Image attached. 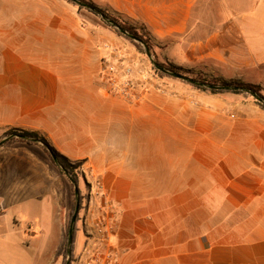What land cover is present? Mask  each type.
<instances>
[{
  "label": "crops",
  "instance_id": "crops-1",
  "mask_svg": "<svg viewBox=\"0 0 264 264\" xmlns=\"http://www.w3.org/2000/svg\"><path fill=\"white\" fill-rule=\"evenodd\" d=\"M90 1L163 61L264 89V0ZM106 36L65 0H0V133L93 167L118 264H264V110L164 79L126 101L101 74Z\"/></svg>",
  "mask_w": 264,
  "mask_h": 264
},
{
  "label": "rangeland",
  "instance_id": "rangeland-1",
  "mask_svg": "<svg viewBox=\"0 0 264 264\" xmlns=\"http://www.w3.org/2000/svg\"><path fill=\"white\" fill-rule=\"evenodd\" d=\"M70 5L74 8L79 19L87 26L98 28L107 36L111 35L115 39L116 46L109 43V38L105 42L107 45H103L108 54L112 49H116L117 55L120 57L140 56V59L147 64L148 69L158 76L155 72L156 69L151 65L137 41L110 27L87 8ZM113 17L126 27L136 31L134 33L124 28L137 39L144 43L146 40L153 45L146 32L121 18ZM151 51L159 64H171L160 59L154 49ZM181 69L182 72L190 75H204L196 69ZM161 79L166 80L167 83L184 84L181 80L173 77ZM261 94L264 95V89H261ZM3 133H0V140L5 137L2 136ZM1 146L4 148L0 150V160L3 162V165L0 166V264H60V259L57 262L54 260L55 253L61 245L68 221L71 222L76 203H78V212L75 221V226H77L75 254L79 253L88 240L99 237L96 220L102 206L98 202L101 186L96 178L100 175L93 167L85 164L84 160L67 158L52 146L72 165L76 178L60 163L70 178L52 161L49 148L37 143L28 144L19 138H11ZM11 193L21 195V198L18 199L20 203L19 201L9 202ZM73 203L74 209L70 216ZM3 256L4 258L11 256V260L15 259V263L6 261Z\"/></svg>",
  "mask_w": 264,
  "mask_h": 264
},
{
  "label": "built area",
  "instance_id": "built-area-1",
  "mask_svg": "<svg viewBox=\"0 0 264 264\" xmlns=\"http://www.w3.org/2000/svg\"><path fill=\"white\" fill-rule=\"evenodd\" d=\"M101 64V74L111 92L126 101L137 102L151 89L161 91L164 88L163 79L148 68H142L141 65L138 68L131 57L118 56L116 49H112ZM113 212L112 205L101 206V215L96 220L99 237L88 240L79 253L75 254L71 264H118L109 241L113 230L109 220L112 219Z\"/></svg>",
  "mask_w": 264,
  "mask_h": 264
},
{
  "label": "trees",
  "instance_id": "trees-1",
  "mask_svg": "<svg viewBox=\"0 0 264 264\" xmlns=\"http://www.w3.org/2000/svg\"><path fill=\"white\" fill-rule=\"evenodd\" d=\"M65 1H67L69 4H72V5L76 6V4H74L71 0H65ZM81 1L86 3L91 9L96 10V11L100 12L101 14L105 15L107 18H110L111 20L117 22L121 27L127 28L129 31L136 33V31H134L132 28H128L124 24L118 22L112 15H110L106 11L96 7L90 0H81ZM89 11L95 15L94 11H91V10H89ZM116 33L119 34L118 32H116ZM119 35H121V34H119ZM145 42H146L147 46L149 47V49L152 50L153 46L151 44H149L148 41L145 40ZM136 47L141 51V49L138 47V45H136ZM161 65L164 66L165 68L169 69V70L176 71L178 73H182V74H184V75H186L188 77H191V78H193L195 80H198V81L210 83V84H213V85H224V86H230V87L246 88V89H249V90H252V91L256 92L257 94H259L264 99V95L261 94V88L258 85L249 84V83H243V82H240V81H237V80H225V79H222V78L206 77V76L201 75V74H199V75H190V74L182 72L181 68L176 67V66H174L172 64L161 63ZM155 72L161 78H172L171 76H169V75H167V74H165L163 72H160L158 70H155ZM181 82L186 84V85H188V86H190V87H193L195 89H198V90H201V91H205V92H209V93H212V94L233 93V94H239V95L248 96L242 90L207 89V88H204V87H201V86H196V85L189 84V83H187L185 81H181ZM256 103H257V105H259L261 107V109L264 110V105L263 104H261V103H259L257 101H256ZM10 134H20V135H23V136H29V137H33V138H36V139L40 140L58 158L59 162L66 168V170L74 175L72 165L69 164L68 160L64 156H62L60 153H58L48 143V141L44 137L39 136L35 132H29V131H25V130H21V129L8 130V131L4 132L2 134V136H7V135H10ZM20 140L23 141V142H26L28 144H36V143H33L31 141H27V140H24V139H20ZM46 153H48V152H46ZM74 177H75V175H74ZM73 209H74V203L71 205L70 216H72ZM69 224H70V220L68 221L66 230L64 232L61 245L57 249V251L55 253V257H54L55 262L59 261V259H60V264H65L67 233H68V229H69ZM76 236H77V226L74 227V232H73V239H72V244H71V262L74 261V257H75ZM71 262H70V264H71Z\"/></svg>",
  "mask_w": 264,
  "mask_h": 264
},
{
  "label": "water",
  "instance_id": "water-1",
  "mask_svg": "<svg viewBox=\"0 0 264 264\" xmlns=\"http://www.w3.org/2000/svg\"><path fill=\"white\" fill-rule=\"evenodd\" d=\"M71 1L73 3H75L76 5H78V6H82L84 8H87L88 10L94 11L95 14L97 16H99L110 27L114 28L118 32L122 33L123 35H126L129 38H132L133 40L137 41L141 45V48H142L144 54L146 55V57L149 59L151 65L156 70H158L160 72H163V73H165V74H167V75H169V76H171V77H173L175 79H179V80L185 81V82H187L189 84L196 85V86H201V87H204V88H207V89L242 90L246 94L251 96L255 101H257V102H259V103L264 105V99L259 94H257L256 92H254L252 90H249V89H246V88L224 86V85H213V84H210V83H206V82L195 80V79H193L191 77H188V76H186V75H184L182 73H178L176 71H172V70H169V69L163 67L161 64H159L155 60L152 51L149 49V47L147 46L146 43H144V42L140 41L139 39H137L134 35H132L127 30H125L124 28L119 26L115 21L111 20L110 18H107L105 15L101 14L98 11L91 9L86 3L82 2L81 0H71ZM11 138H19V139H24V140H27V141L35 142V143L40 144V145L44 146L45 148H47V146H45L40 140H38L36 138H33V137H29V136H23V135H20V134H10V135L5 136L4 138H2L0 140V146L3 143H5L7 140L11 139ZM50 155H51V158L53 159L54 163L60 168V170L70 177V175L66 172L64 167L58 161L57 157L52 152H50ZM72 182L74 183L73 180H72ZM75 193L77 195V189L76 188H75ZM77 212H78V203H76L75 211H74L73 217L71 219L69 230H68L65 264H70V262H71V244H72V239H73V232H74V226H75Z\"/></svg>",
  "mask_w": 264,
  "mask_h": 264
}]
</instances>
